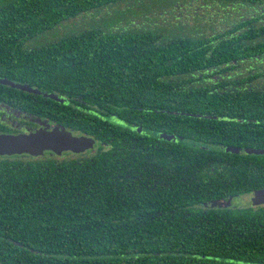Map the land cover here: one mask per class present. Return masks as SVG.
Instances as JSON below:
<instances>
[{
	"label": "trees",
	"instance_id": "16d2710c",
	"mask_svg": "<svg viewBox=\"0 0 264 264\" xmlns=\"http://www.w3.org/2000/svg\"><path fill=\"white\" fill-rule=\"evenodd\" d=\"M116 6L155 24L51 40ZM0 79L96 142L0 160V264H264V206L227 207L264 189V0H0Z\"/></svg>",
	"mask_w": 264,
	"mask_h": 264
},
{
	"label": "water",
	"instance_id": "95a60500",
	"mask_svg": "<svg viewBox=\"0 0 264 264\" xmlns=\"http://www.w3.org/2000/svg\"><path fill=\"white\" fill-rule=\"evenodd\" d=\"M0 84L32 92L30 88L14 84L8 80L0 79ZM52 97V96H51ZM95 140L87 136H75L72 132L59 126L47 130H38L29 134L6 135L0 134V156L29 155L38 157L45 152L54 155L63 153L81 154L95 146ZM238 150L228 149V151ZM247 154L264 155V149H244ZM252 206L264 205V189L251 193L248 197Z\"/></svg>",
	"mask_w": 264,
	"mask_h": 264
},
{
	"label": "rangeland",
	"instance_id": "374dc122",
	"mask_svg": "<svg viewBox=\"0 0 264 264\" xmlns=\"http://www.w3.org/2000/svg\"><path fill=\"white\" fill-rule=\"evenodd\" d=\"M125 10V8L122 9V6L120 8L113 7V8H108L105 10H102L99 13L96 14H85L86 16H81L82 18H78L75 20H71L68 22H65L62 26H60L56 31H53L54 37L50 36L51 40L56 39L58 37H62L64 33H74L77 31H81L84 29H91V28H96V29H102L104 31H112V30H122L124 28H130V27H140V26H152L155 24V19L154 17L156 16L155 14H148L147 19L139 18V17H134L130 19V16H124V15H118V13L122 12ZM182 19L187 18L186 24L189 25V27L196 26L200 24L201 27L206 26V29H202L204 34H207L210 32L208 28V24L206 23H214V30L216 27L219 25V20L216 17V14H213V12L208 11V10H199L196 8V6H193L189 9L186 10V12H183ZM89 15V16H87ZM201 17V20L197 22L196 20H193L194 17L198 16ZM216 19V21L214 20ZM149 19V20H148ZM84 20V21H82ZM218 20V21H217ZM124 21V22H123ZM206 22V23H205ZM134 23V25L132 24ZM112 24V26H110ZM201 33V30H198ZM44 40V39H43ZM50 41V39H49ZM112 121V119H110ZM61 159V157L59 158Z\"/></svg>",
	"mask_w": 264,
	"mask_h": 264
},
{
	"label": "flooded vegetation",
	"instance_id": "af4514ba",
	"mask_svg": "<svg viewBox=\"0 0 264 264\" xmlns=\"http://www.w3.org/2000/svg\"><path fill=\"white\" fill-rule=\"evenodd\" d=\"M34 118L35 117L31 116L30 114H27L22 107L16 106V105L11 106V99L10 98L5 96V98H3L2 101H0V129H2V131H0V134H6V135L29 134L31 132L38 131L40 129L47 130V129L52 128V127H50V128L45 129V127L39 126L37 123H35L33 121ZM63 129H65V128H63ZM65 130L72 132L73 135H75V136H82V134L74 133L72 130H69V129H65ZM87 137H89V136H87ZM94 151H95V149L94 150L91 149V150L85 151L84 153H81V154H72V153L68 152V153L61 154V156L67 155V154H70L73 156H77V155L81 156L83 154L84 155L89 154V153L92 154ZM46 155H48L49 158H53V156H55L54 154L52 155V153H49V152H45L43 156H46ZM12 158L27 160V161L30 159H33V160L36 159V157L25 155V154L24 155H13V156H0V160H2V159L10 160ZM37 159H42V158L38 156ZM255 191H257V190H255ZM248 197L249 196L246 197V195L238 196V197L232 199L231 204L228 205L227 207L232 208V210H235L238 207L239 208L246 207L248 204H250ZM250 206L251 207H259V206H252L251 204H250ZM260 206H264V205H260Z\"/></svg>",
	"mask_w": 264,
	"mask_h": 264
}]
</instances>
